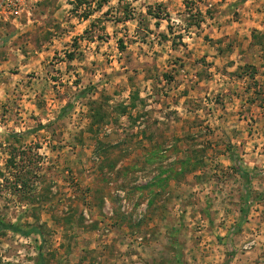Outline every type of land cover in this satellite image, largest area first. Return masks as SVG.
Returning a JSON list of instances; mask_svg holds the SVG:
<instances>
[{"label": "rangeland", "instance_id": "obj_1", "mask_svg": "<svg viewBox=\"0 0 264 264\" xmlns=\"http://www.w3.org/2000/svg\"><path fill=\"white\" fill-rule=\"evenodd\" d=\"M106 1L40 0L0 25V219L41 229L1 228L0 264H264V175L252 173L245 197L241 173L220 166L233 151L245 168L220 124L242 117L226 114L237 81L246 78L244 92L258 83L264 43L246 58L216 35L253 27L264 0H114L100 10ZM129 83L143 90L142 122L121 109ZM93 100L110 113L104 122L92 123ZM158 121L188 129L166 137ZM247 127L241 139L264 148ZM156 135L181 143L155 147Z\"/></svg>", "mask_w": 264, "mask_h": 264}, {"label": "crops", "instance_id": "obj_2", "mask_svg": "<svg viewBox=\"0 0 264 264\" xmlns=\"http://www.w3.org/2000/svg\"><path fill=\"white\" fill-rule=\"evenodd\" d=\"M158 1L166 2L167 0H158ZM112 3H114V0L106 1L99 8L101 10L103 7H106L107 5L112 4ZM262 11L263 12L261 13L260 11H255V12L252 11V14L255 18L253 21H255L256 23L254 22V26L251 27L250 29L244 27L242 23L234 22V24H232L230 28L221 27L220 33L218 34L216 33V35L225 37L224 39H226V37L229 36V38L234 43L233 47L238 50L241 57L245 55L246 58H249L252 55H256L255 51H257L258 49L259 50L263 49L261 45H263L264 43V10ZM91 16H93L92 13H90L88 18ZM258 19H262V20H258ZM126 20H129V19H126ZM156 20L164 21L166 19L161 17L158 19L156 18ZM206 32H209V31L206 30ZM203 34L205 35L206 33L203 32ZM229 38L227 37V39ZM262 62L263 63L259 67L261 68L260 74L256 75L255 77L258 80V83L255 82L254 87L249 89L248 92L241 91L243 84L247 83L246 78L237 81V84H238L237 86L239 87V90H238L239 93H237V95L235 96L236 101L234 100V104L232 105V107L228 109L230 113L226 115L227 117L234 118V116H231L232 112L234 111L235 112L234 115H239L242 117L240 118L238 117V119L234 121L232 124L227 123L228 125H223L222 123V125L220 124V126L225 128L227 132H229L228 127L232 128L230 131L232 133L230 137H231V143L233 144L234 152L241 151L242 153L244 152L246 153L244 154L245 158L241 160L244 164V167L248 169L251 173H253L254 171H260V173L264 175V148H261L260 146H258L260 143H255L256 142L255 140L253 142L251 139L249 140L241 139L242 137H240V135L242 134L240 133V131H245L246 129H248L247 127V124H248L250 127L249 128L250 131L251 129L256 130L258 132V135H260V139H258V137H256L255 139H258L259 141L264 140V107H261L264 104V71H262V69L264 70V61ZM236 63L242 64V61H236ZM191 77H194L195 79L201 78L200 76H198L197 73L191 75ZM147 80H150V78H147ZM128 81H131V80L129 79ZM203 82L204 81H198L199 84H202ZM183 83H181L178 86V90L182 89L185 92V94L180 93V96L183 95L182 97L186 98L188 97V90H189L188 86L189 85H188V81L187 83H184V84ZM211 84L213 83L207 82L205 85L207 86V88H209ZM126 90H127L126 94L124 95L125 99L123 101L125 102L127 106L126 107V112H128L127 116L130 120H133L134 123L142 122L141 119L144 117V115L142 113V110H139V105H143V102H142L143 100L142 91L143 90L137 87L136 84H132V83L127 84ZM176 96H179V95L176 94ZM180 100H181L180 102L183 103L182 100L184 99H180ZM259 104H262V105L259 106ZM128 109L130 110L128 111ZM133 110H136V111L134 112ZM243 110H246V111L244 112ZM249 122H253V124H249ZM129 124H131V122H129ZM180 126L182 127V125ZM177 128H178V125L172 126L170 128V131L166 132L165 124H162L161 121H158V123L156 124V128L154 129H156L155 131H157V133L159 132H164L166 134L169 133V135H166V137L169 136L172 138L175 136L177 137L182 136L183 135L182 132H185L188 129V128L187 129L184 128V130H181L182 128L180 129L178 128L179 129L178 130ZM141 132H143V130ZM173 133L175 134L172 135ZM246 138H247V135H246ZM175 142L179 145L181 143L179 140H174V139L172 141L163 140L160 138L159 135L153 136L152 138V144L155 147L157 146L167 147V146L172 145ZM260 151H262L263 153ZM235 156H236V153H233V151L231 155H229V153L226 155H221L220 156L221 157L220 166L223 168L226 166V168H228V166L232 165L233 166L232 169H234V161H235L234 157ZM260 180H261V184L263 185V188H259L258 183H257V186L255 187L259 188L258 192H264V177H262V179Z\"/></svg>", "mask_w": 264, "mask_h": 264}, {"label": "trees", "instance_id": "obj_3", "mask_svg": "<svg viewBox=\"0 0 264 264\" xmlns=\"http://www.w3.org/2000/svg\"><path fill=\"white\" fill-rule=\"evenodd\" d=\"M78 2H79V0H78ZM86 2H87V0H80V2L78 4L82 5V4L86 3ZM100 5H102V4L100 3L99 6ZM148 14L153 15L157 19L161 18L159 13H157L156 11H153L151 9L148 10ZM89 15H90V13L86 14L85 16L88 18ZM127 16H129V15H127ZM130 18L126 17V19H130ZM192 20H194L193 17H192ZM122 48H123V45H122ZM73 58H74V54L73 53L69 54V59H73ZM95 102L96 101L93 100L92 104L90 105L91 110L93 109V113H92L93 121H92V123L101 122V121L104 122V120L107 117H109L110 113L105 112L104 110L102 111L101 106H97L96 107V103ZM121 109L123 110V112H126V108L125 107L122 106ZM234 160H235V158H234ZM197 163H198V161H197ZM192 164L194 166L196 163H192ZM190 170L193 171L194 168L190 169ZM234 170L240 172L241 176L245 178V180H246L245 187L247 189L245 197H248L251 194V192H252V190L249 189V186H250L251 180H252V173L246 168H241V167L239 168V166L237 164V161H234ZM1 228L2 229H6V230H12V231L17 232V233H21L24 236H29L32 233H40L41 232V229L39 227H32L30 229L24 230V229H21L20 227H18L15 223H4L0 219V229ZM39 256L42 259L44 257L41 253L39 254ZM43 262L44 261H41V262H39V264H44Z\"/></svg>", "mask_w": 264, "mask_h": 264}, {"label": "built area", "instance_id": "obj_4", "mask_svg": "<svg viewBox=\"0 0 264 264\" xmlns=\"http://www.w3.org/2000/svg\"><path fill=\"white\" fill-rule=\"evenodd\" d=\"M40 0H0V25L7 21L15 22Z\"/></svg>", "mask_w": 264, "mask_h": 264}]
</instances>
